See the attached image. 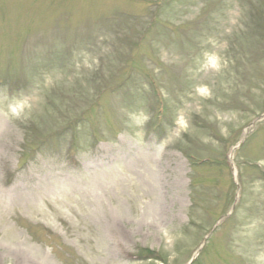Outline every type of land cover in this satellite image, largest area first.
Returning <instances> with one entry per match:
<instances>
[{"label": "rangeland", "instance_id": "rangeland-1", "mask_svg": "<svg viewBox=\"0 0 264 264\" xmlns=\"http://www.w3.org/2000/svg\"><path fill=\"white\" fill-rule=\"evenodd\" d=\"M263 115L264 0H0V264H264Z\"/></svg>", "mask_w": 264, "mask_h": 264}, {"label": "trees", "instance_id": "trees-1", "mask_svg": "<svg viewBox=\"0 0 264 264\" xmlns=\"http://www.w3.org/2000/svg\"><path fill=\"white\" fill-rule=\"evenodd\" d=\"M148 258H158L157 254H155L152 250H147L146 253L141 254L140 259H148Z\"/></svg>", "mask_w": 264, "mask_h": 264}]
</instances>
